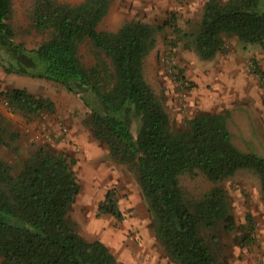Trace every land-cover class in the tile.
<instances>
[{
  "label": "trees",
  "instance_id": "16d2710c",
  "mask_svg": "<svg viewBox=\"0 0 264 264\" xmlns=\"http://www.w3.org/2000/svg\"><path fill=\"white\" fill-rule=\"evenodd\" d=\"M109 6V0L78 4L35 0L32 25L46 38L37 48L26 49L14 41L9 23L12 0H0V33L17 49L11 57L26 65L2 67L9 74L56 82L82 100L90 110L94 138L134 174L156 234L178 264H232L220 259L217 236L206 231L219 227L237 231L238 246L254 244L252 218L237 224L222 183L239 170L253 171L264 201V158L238 150L228 128V113H201L185 129L175 130L146 79L145 62L166 27L177 34L172 49L183 43L204 60L225 52L227 34L264 51V0H207L201 20L189 31L178 25L177 16L159 27L127 21L116 31L99 30ZM254 72L264 75L258 66ZM0 97L26 117L55 109L53 101L26 89L0 90ZM4 132L0 117V147L16 150L4 139ZM76 164L74 156L49 145L39 146L14 164L0 157V264H121L103 241L84 238L70 217L81 192ZM193 174L213 184L197 199H191L182 184L183 177ZM99 209L103 215L124 219L116 189L106 193Z\"/></svg>",
  "mask_w": 264,
  "mask_h": 264
},
{
  "label": "rangeland",
  "instance_id": "374dc122",
  "mask_svg": "<svg viewBox=\"0 0 264 264\" xmlns=\"http://www.w3.org/2000/svg\"><path fill=\"white\" fill-rule=\"evenodd\" d=\"M58 1L78 4L84 0ZM206 1L109 0V11L98 28L116 31L127 21L159 27L171 16H177L178 25L189 31L201 20ZM34 2L12 0L9 23L15 32L14 41L26 49L37 48L46 38L33 28ZM177 39L170 27L159 32L156 47L145 62L146 79L170 114L174 129H185L187 122L201 113H228L234 145L243 153H256L264 158V75L254 72L258 66L264 74V51L227 34L225 52L204 60L197 52L185 49L183 43L172 49V42ZM86 48L84 45V56L89 61L91 57ZM15 52L17 49L0 33V90H29L53 101L55 109L26 117L12 110L0 97V117L6 128L3 137L17 148L1 146L0 157L14 164L45 145L71 154L77 159L74 169L81 192L71 207L70 217L77 223L80 234L90 241H103L121 264H178L156 234L153 216L134 174L125 165L115 162L107 145L94 138L90 110L62 85L30 75L5 74L2 65L26 68L24 61L11 57ZM235 57L245 59L251 72L254 85L250 81L246 91L239 90L242 83L232 72ZM60 123L68 129L65 141L55 137ZM72 129L78 138H74ZM45 130L53 133V141L37 138V134ZM12 133L19 138L11 140ZM182 184L191 199L201 198L213 186L201 174L183 177ZM222 186L229 194L237 224H246L247 218H252L254 244L245 248L238 246L236 238L240 233L228 232L222 227L207 230L206 234L217 236L215 250L221 260L232 264H264V201L259 177L253 171L242 169ZM110 189L118 192L124 214L122 221L100 213L99 205Z\"/></svg>",
  "mask_w": 264,
  "mask_h": 264
},
{
  "label": "crops",
  "instance_id": "0c3cea01",
  "mask_svg": "<svg viewBox=\"0 0 264 264\" xmlns=\"http://www.w3.org/2000/svg\"><path fill=\"white\" fill-rule=\"evenodd\" d=\"M233 61L235 62L234 63L235 66H234V68H232V72H235L234 74H236V76H239L237 78L238 79V82H241L242 83V87L239 90L240 91H246V90H248V85H249L250 81L253 83V80L251 78L250 69H249V67H247L245 59H237L235 57L233 59ZM4 73L6 74L5 71H4ZM47 81H49V80H47ZM49 82L58 84V83L53 82V81H49ZM58 85H60V84H58ZM253 85H254V83L252 84V86ZM249 87H250V85H249ZM29 92H31V91H29ZM72 132H73L74 138H78V136H76V133H75V130L74 129H72ZM80 139L81 138H79V140ZM245 264H247V263H245Z\"/></svg>",
  "mask_w": 264,
  "mask_h": 264
},
{
  "label": "built area",
  "instance_id": "2783aa9c",
  "mask_svg": "<svg viewBox=\"0 0 264 264\" xmlns=\"http://www.w3.org/2000/svg\"><path fill=\"white\" fill-rule=\"evenodd\" d=\"M57 138H61L62 141L67 140L68 138V129L65 124L60 123L58 125L57 134L55 135ZM37 138L43 139L45 142H50L54 140V135L51 131L45 130L43 133L37 134Z\"/></svg>",
  "mask_w": 264,
  "mask_h": 264
}]
</instances>
